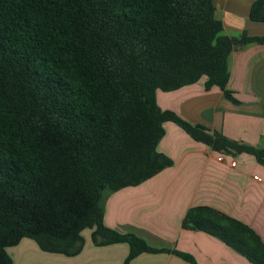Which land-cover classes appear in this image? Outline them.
I'll list each match as a JSON object with an SVG mask.
<instances>
[{
    "label": "trees",
    "instance_id": "16d2710c",
    "mask_svg": "<svg viewBox=\"0 0 264 264\" xmlns=\"http://www.w3.org/2000/svg\"><path fill=\"white\" fill-rule=\"evenodd\" d=\"M264 24V0L253 3ZM213 0H0V264L8 248L34 240L46 253L77 256L82 232L96 246L126 243V264L168 252L104 224L107 198L171 167L158 151L172 122L220 154L255 155L157 103L206 77L227 85L233 50L264 37L222 35ZM183 227L218 238L253 264L264 243L247 225L210 207L189 210ZM193 264L194 260L183 255Z\"/></svg>",
    "mask_w": 264,
    "mask_h": 264
},
{
    "label": "crops",
    "instance_id": "0c3cea01",
    "mask_svg": "<svg viewBox=\"0 0 264 264\" xmlns=\"http://www.w3.org/2000/svg\"><path fill=\"white\" fill-rule=\"evenodd\" d=\"M255 1L213 0L222 35L264 37V24L249 17ZM228 67L227 88L237 103L228 100L218 87L206 89L203 77L174 91H158V106L238 145L264 150V44L233 50ZM164 130L158 151L172 160V166L138 186L116 191L105 203L104 224L108 228L168 250L142 253L129 264H193L183 255L196 264H253L218 238L185 229L183 221L190 209L210 207L247 225L264 243V165L245 151L217 153L172 122H166ZM219 156L224 160L219 161ZM90 230L82 232L84 247L74 257L46 253L31 239H23L7 251L12 264H126L128 244L96 246L94 230Z\"/></svg>",
    "mask_w": 264,
    "mask_h": 264
},
{
    "label": "built area",
    "instance_id": "2783aa9c",
    "mask_svg": "<svg viewBox=\"0 0 264 264\" xmlns=\"http://www.w3.org/2000/svg\"><path fill=\"white\" fill-rule=\"evenodd\" d=\"M224 158H225L224 156H219V157H218V160H219V161H223ZM231 166H232V167H235V166H236V162H232V163H231ZM255 179L260 181V179H259L258 177H255Z\"/></svg>",
    "mask_w": 264,
    "mask_h": 264
},
{
    "label": "rangeland",
    "instance_id": "374dc122",
    "mask_svg": "<svg viewBox=\"0 0 264 264\" xmlns=\"http://www.w3.org/2000/svg\"><path fill=\"white\" fill-rule=\"evenodd\" d=\"M90 229H85L84 234H86L87 232H90Z\"/></svg>",
    "mask_w": 264,
    "mask_h": 264
}]
</instances>
